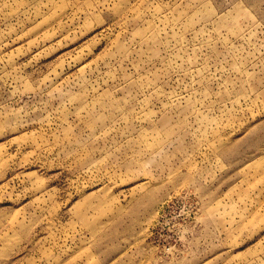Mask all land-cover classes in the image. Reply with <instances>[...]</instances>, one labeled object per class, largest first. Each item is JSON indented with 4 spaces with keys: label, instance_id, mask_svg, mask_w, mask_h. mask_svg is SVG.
<instances>
[{
    "label": "rangeland",
    "instance_id": "obj_1",
    "mask_svg": "<svg viewBox=\"0 0 264 264\" xmlns=\"http://www.w3.org/2000/svg\"><path fill=\"white\" fill-rule=\"evenodd\" d=\"M0 264H264V0H0Z\"/></svg>",
    "mask_w": 264,
    "mask_h": 264
}]
</instances>
